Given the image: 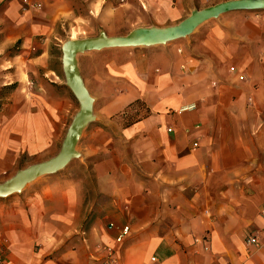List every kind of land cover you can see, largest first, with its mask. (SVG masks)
Wrapping results in <instances>:
<instances>
[{
	"label": "crops",
	"instance_id": "0c3cea01",
	"mask_svg": "<svg viewBox=\"0 0 264 264\" xmlns=\"http://www.w3.org/2000/svg\"><path fill=\"white\" fill-rule=\"evenodd\" d=\"M230 3L241 9L170 45L77 57L95 113L79 153L91 177L50 178L1 200L2 260L264 264V0H0V56L22 51L2 67L15 70L16 89L1 116L0 172L55 154L79 110L49 68L62 22L90 15L124 37ZM136 101L142 116H131Z\"/></svg>",
	"mask_w": 264,
	"mask_h": 264
},
{
	"label": "water",
	"instance_id": "95a60500",
	"mask_svg": "<svg viewBox=\"0 0 264 264\" xmlns=\"http://www.w3.org/2000/svg\"><path fill=\"white\" fill-rule=\"evenodd\" d=\"M241 9L230 3L208 9L192 16L181 24L165 29H140L124 37L109 38L104 34L93 39L70 41L62 47V71L65 85L78 103L79 110L73 118L58 153L51 159L19 170L0 183V199L20 193L26 185L38 178L51 176L78 158L76 146L83 131L93 122V100L87 92L77 67L81 54L117 48H138L165 45L189 35L199 24L221 13Z\"/></svg>",
	"mask_w": 264,
	"mask_h": 264
},
{
	"label": "rangeland",
	"instance_id": "374dc122",
	"mask_svg": "<svg viewBox=\"0 0 264 264\" xmlns=\"http://www.w3.org/2000/svg\"><path fill=\"white\" fill-rule=\"evenodd\" d=\"M109 27L117 29L116 31L114 30H108V34H107V30L106 27L103 25H100L99 22L96 19H93L92 17H90V15L88 16H84L83 18H81V21L76 20H67L65 22H62L60 25H58L55 30L54 33L52 34L51 37V42L49 44V51H50V59H49V68L53 69L55 68L58 69V71L60 72V79L63 82L64 81V75H63V71H62V47L70 41H82V40H87V39H93V38H97L100 36V34H104L105 36H108L110 38L112 37H121L123 35L126 34L127 30L121 28V26H112L110 25ZM2 26H0V31L2 30ZM2 41V40H0ZM173 42L167 43L165 45L162 46H167L170 45ZM19 46V44H18ZM21 48V46H19ZM18 47V48H19ZM15 44L12 45L11 47L7 48V50L4 51V53L0 56L1 61L0 64V122L4 120V118H6L7 116H4L1 118V116L3 114H7L9 113V108L11 105V95L13 94V92L15 91V87L16 86H7V82H10V78H11V74L15 71L13 69L9 70V72H4L2 70L3 66H6V63L8 62H13L15 61L17 58V56H19V54L21 55L22 51H17L15 52ZM19 48V49H20ZM36 48V47H34ZM147 47H138V48H117V49H107L110 50L108 52H106V50L104 51L105 53H109V52H116V54H122L123 52H127V51H133V50H147ZM100 52L102 51H96V53L101 54ZM37 54V51H32L31 53H29L28 57H33ZM111 54V53H109ZM25 55V54H24ZM22 54V57L19 60H26L27 56H24ZM29 74V79L32 80L31 78L33 77V74H31L30 72ZM39 77V74H37L36 72L34 73V76ZM31 77V78H30ZM65 82V81H64ZM72 94V93H71ZM73 101L76 107V111L78 110V103L75 100V98L73 97ZM94 110V109H93ZM141 110V108L136 105L133 108V112L131 116H142L141 113H139V111ZM75 111V112H76ZM134 111L136 113H134ZM93 116H95V113L93 111ZM117 116H121V115H117ZM83 138V137H82ZM80 137L79 142L76 146V153L78 154V158H75L73 160H71V162L61 171H59L58 173L51 175V176H46V177H41L36 179L35 181H33L32 183L26 185V187L18 194H14L11 195L7 198H3L0 199L1 200H8L10 198H13L15 196H19L21 194H24L25 192H27L31 187L35 186V184L44 182L45 180H49L50 178H56V177H64V176H75V175H81L80 173H84V175L90 179L91 177V173L89 169H86V167L81 163V159H80V147L82 144V139ZM81 141V142H80ZM61 146V142L57 145V150L55 152V154L48 156L47 158L50 159L52 157H54ZM46 160H41L38 158H31L28 157L27 155H23L21 156L16 163L12 164L9 166L8 169H6L5 171L0 172V183H3L4 181H6L7 179L11 178L16 172H18L19 170L25 169L31 165L37 164V163H41Z\"/></svg>",
	"mask_w": 264,
	"mask_h": 264
},
{
	"label": "built area",
	"instance_id": "2783aa9c",
	"mask_svg": "<svg viewBox=\"0 0 264 264\" xmlns=\"http://www.w3.org/2000/svg\"><path fill=\"white\" fill-rule=\"evenodd\" d=\"M23 3L27 6H29L26 1H24ZM194 147H196L195 144H194ZM128 235H129V228L128 227L122 228L120 231L119 237L116 239L117 243H122L123 239L128 237ZM0 264H7V263L4 260H2V258H0Z\"/></svg>",
	"mask_w": 264,
	"mask_h": 264
},
{
	"label": "trees",
	"instance_id": "16d2710c",
	"mask_svg": "<svg viewBox=\"0 0 264 264\" xmlns=\"http://www.w3.org/2000/svg\"><path fill=\"white\" fill-rule=\"evenodd\" d=\"M136 105H138V106H142L143 104H142L141 102H139V101H136V102H134L133 104H131V106H129V108H130V107H135Z\"/></svg>",
	"mask_w": 264,
	"mask_h": 264
}]
</instances>
